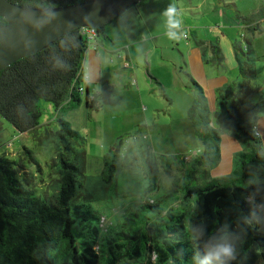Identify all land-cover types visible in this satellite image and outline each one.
Returning a JSON list of instances; mask_svg holds the SVG:
<instances>
[{"label": "trees", "instance_id": "16d2710c", "mask_svg": "<svg viewBox=\"0 0 264 264\" xmlns=\"http://www.w3.org/2000/svg\"><path fill=\"white\" fill-rule=\"evenodd\" d=\"M10 1L54 7L83 0ZM105 28H94L92 40L105 37ZM89 41L83 27L74 28L46 48L1 69L0 115L19 132L35 138L43 125L37 107L40 99L57 109L80 103ZM215 56L212 61L219 63L221 59ZM238 71L240 83L219 92V106L212 112L200 86L191 79L198 107L192 106L190 115H195V108V129L203 137L204 148L173 164L182 173L181 205L161 208L159 201L169 193L157 201L146 199L143 206L162 215L147 218L131 233L112 228V224L103 229V214L91 199L82 198L87 187L84 138L66 119L55 118V130L43 127L55 139L52 160L59 176L51 203L22 183L14 160L0 155V264H201L207 250L217 245L234 248V258L223 264H264V155L254 130L256 114L264 106V88L253 83L258 73L251 62H239ZM99 95L87 93L85 106L97 108ZM223 131L241 138L248 150L238 152L239 168L211 176L210 170L219 162ZM24 148L33 163L39 164L32 151ZM107 158L101 176L108 173L105 180H110L112 174L107 170L120 165ZM145 160L151 164L149 157ZM152 170L144 195L161 187L156 180L158 170ZM210 264L222 262L212 260Z\"/></svg>", "mask_w": 264, "mask_h": 264}, {"label": "rangeland", "instance_id": "374dc122", "mask_svg": "<svg viewBox=\"0 0 264 264\" xmlns=\"http://www.w3.org/2000/svg\"><path fill=\"white\" fill-rule=\"evenodd\" d=\"M176 1L182 3L180 20H184L187 26L199 25L203 19L208 21L212 16L207 15L206 3L196 13V9L192 10L190 7V0H137L104 26L107 30L115 29L116 33L120 31L118 36L122 35L121 38L124 39L125 32L120 27H123L122 24L132 23V30L136 29L134 33L145 36L141 40L148 39L151 42V34L164 32L176 25L173 23L175 19H171L168 24L166 21V17H171L167 10L170 7L176 8ZM191 1L195 4L199 0ZM200 12L203 14L200 15ZM175 18L178 17L175 15ZM180 30L179 33L174 31L173 34L169 32L167 35H159L157 40L162 43L168 37H180L182 42L186 41L185 37H189L191 42L195 40L193 32L196 28L185 27ZM199 30L202 31L203 28ZM99 40L102 41V38L99 37ZM124 42L128 41H121L120 45ZM138 51V73L124 68L123 59L121 64L108 66V71H105L108 81L98 87L100 95L97 97V108L86 107L82 97V103L60 109L45 99H40L37 107L39 121L43 125L35 138L27 135L26 131L19 132L0 115V155L14 160L16 174L22 183L49 203L58 190L59 176L52 160L55 139L43 127L45 125L48 129L55 130V118L60 116L66 119L84 138L82 147L86 153L87 187L82 198L91 199L93 206L103 214V229L112 224V228L122 229L124 233H131L147 218L162 215L144 207L146 199L157 201L161 195L169 193L159 201L160 207L167 209L181 205L179 196L184 193L182 173L173 164L182 157L196 156L204 148L203 137L195 129V121L198 119L195 109L198 107L195 100L197 91L185 75L181 53L177 48L167 51L165 47L161 58V49L157 47L156 52L154 49L150 50L147 59V53L142 48H138ZM117 54L122 56L124 51L109 54L110 63L111 57L116 58ZM172 54L181 63L177 73H182L185 77V81L179 84H173L169 74L173 67ZM258 64L264 66L261 61ZM147 68L152 69L154 77V74L162 76L163 87L156 84L155 79L146 71ZM236 82L237 79L229 87L234 83L236 85ZM164 92L170 101L166 99ZM105 93L109 96L103 98ZM192 106L195 107L193 116L190 115ZM147 146L150 148L146 149ZM24 147L32 151L39 164L33 163ZM105 157H108L109 162L115 160L120 165L117 169L109 167L107 172L112 174L110 180H105L108 173L101 176ZM146 157H149L150 165L146 162ZM236 160V168H239V159ZM152 168L158 170L156 180L160 181L161 187L144 195V187L154 172Z\"/></svg>", "mask_w": 264, "mask_h": 264}, {"label": "crops", "instance_id": "0c3cea01", "mask_svg": "<svg viewBox=\"0 0 264 264\" xmlns=\"http://www.w3.org/2000/svg\"><path fill=\"white\" fill-rule=\"evenodd\" d=\"M204 3L207 6V15H214V17L211 16L208 21L203 19L200 22L201 24L191 27L187 26L184 20H180L182 3L176 1L174 14L179 20L175 18L174 14L171 17H166L167 24L171 19H175L173 23L176 25L171 26L164 32L151 34L149 36L151 42L148 39L141 40L145 36L141 37L138 32L134 33L136 29L132 30V23L122 24L123 27H120L125 32L124 39L121 38L122 35L118 36L121 34L120 31L116 33L115 29L107 30L105 28V37H102V41L97 39L96 43L85 52L83 73L88 75L89 78L82 83L85 92L82 91L80 96L83 98L84 103L87 93L90 97H93L95 93H98V87L108 81L105 71H108L110 64L114 67L117 63L121 64V59H123L124 68H129L131 72L138 73V48H142L147 53V59L151 49L156 52L157 47H160L161 58H163L162 51L165 47L167 51L171 48H177L182 56L185 75L188 76L190 82L192 79L200 86L210 112L219 106L220 99H218V96L221 90L229 88V84L236 79V84L240 83L239 62H251L253 69L258 73L253 83L264 88V66L261 67L258 64V61L264 63V0H199L195 4H192L190 0V7L192 10L196 9L195 12L198 13ZM202 14L203 12H200V15ZM185 27L196 28V31L193 32L194 38L196 37L193 42L188 40L189 37H185L186 41L184 42L180 37H168L167 41L163 43L157 40L159 35H167L169 32L173 34L174 31L179 33L180 29ZM200 28H203V30H199ZM121 41L128 42L120 45ZM120 50H123L124 54L122 56L117 54L116 58L111 57L110 63L108 55L113 52L119 53ZM216 53L221 59L219 63L212 61L215 59ZM171 61L173 67L172 73L169 74L172 77L173 84L184 82L185 77L182 73H177V69L181 64L178 58L173 55ZM146 71L155 79L156 84L160 87L164 86L161 75L154 74V77L151 68H147ZM175 71L176 73H174ZM164 94L166 99L170 101L165 92ZM210 117L211 122L216 125V119L213 118L211 113ZM254 130L259 135L264 155V106L256 114ZM219 150V162L210 170L211 176L225 175L234 170L237 166L238 152L247 151L248 147L241 138L223 131L220 133Z\"/></svg>", "mask_w": 264, "mask_h": 264}, {"label": "water", "instance_id": "95a60500", "mask_svg": "<svg viewBox=\"0 0 264 264\" xmlns=\"http://www.w3.org/2000/svg\"><path fill=\"white\" fill-rule=\"evenodd\" d=\"M137 0H83L61 6H29L0 0V70L36 53L68 31L98 28Z\"/></svg>", "mask_w": 264, "mask_h": 264}, {"label": "clouds", "instance_id": "9594fccd", "mask_svg": "<svg viewBox=\"0 0 264 264\" xmlns=\"http://www.w3.org/2000/svg\"><path fill=\"white\" fill-rule=\"evenodd\" d=\"M175 8L170 7L167 10L169 16L175 13ZM175 26V25H174ZM234 258V248L231 245H217L215 248L208 249L201 264H210V261L217 260L223 264L224 260Z\"/></svg>", "mask_w": 264, "mask_h": 264}, {"label": "built area", "instance_id": "2783aa9c", "mask_svg": "<svg viewBox=\"0 0 264 264\" xmlns=\"http://www.w3.org/2000/svg\"><path fill=\"white\" fill-rule=\"evenodd\" d=\"M83 33L87 34L88 35V39L90 40L89 43H88V46L86 47L87 48L86 50H88L89 47H91L92 45H94L96 43L94 39L92 40L93 36L95 35V29L94 28H89V27H84L83 28ZM88 78H89L88 75L85 74L84 75V80H87ZM83 89H84L83 86H80L79 91L82 92Z\"/></svg>", "mask_w": 264, "mask_h": 264}, {"label": "flooded vegetation", "instance_id": "af4514ba", "mask_svg": "<svg viewBox=\"0 0 264 264\" xmlns=\"http://www.w3.org/2000/svg\"><path fill=\"white\" fill-rule=\"evenodd\" d=\"M10 1V0H9ZM12 2V1H11ZM5 23V21H3V20H0V26L2 25V24H4Z\"/></svg>", "mask_w": 264, "mask_h": 264}]
</instances>
